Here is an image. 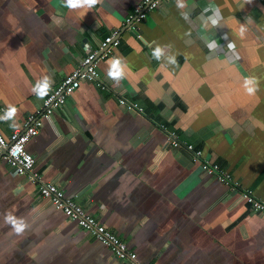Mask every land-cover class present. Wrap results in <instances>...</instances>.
Here are the masks:
<instances>
[{
  "label": "crops",
  "instance_id": "0c3cea01",
  "mask_svg": "<svg viewBox=\"0 0 264 264\" xmlns=\"http://www.w3.org/2000/svg\"><path fill=\"white\" fill-rule=\"evenodd\" d=\"M142 1L0 0V130H24L84 46L119 30L98 66L106 88L81 84L27 145L35 173L139 264H264V214L167 140L174 132L264 200V0H164L136 25L139 41L126 20ZM39 186L0 161V264H130Z\"/></svg>",
  "mask_w": 264,
  "mask_h": 264
},
{
  "label": "built area",
  "instance_id": "2783aa9c",
  "mask_svg": "<svg viewBox=\"0 0 264 264\" xmlns=\"http://www.w3.org/2000/svg\"><path fill=\"white\" fill-rule=\"evenodd\" d=\"M163 1L143 0L127 18L126 24L131 25L130 29L137 30L136 25L144 21L150 12L158 9ZM120 36L119 30L112 31L107 34L101 46L96 50L85 45L83 48L85 55L80 66L50 92L44 99L41 107L29 117L24 130L15 131L9 137L4 136L0 130V161L12 165L18 175L29 176L31 180L39 182V194L42 198L49 200L56 210L63 212L65 216L76 222L84 231L107 246L119 261L139 264L137 255L129 250L127 244L116 233L100 224L79 202L67 197L57 184L41 181L39 175L35 173V157L27 150L29 142L38 136L43 127V121L50 118L59 110L79 89L81 84L93 82L101 89L106 88L98 70L99 62L108 58L114 49L120 45ZM120 104L128 105L140 113L144 112V109L136 103H132L124 98L120 100ZM163 129L166 130L164 127ZM167 140L173 148L184 146L189 152L192 162L198 164L206 176L232 186L234 189H239L242 198L252 212L264 214V200L257 198L252 190L241 186L219 164L207 160L201 149L193 144L182 142L174 132H168Z\"/></svg>",
  "mask_w": 264,
  "mask_h": 264
},
{
  "label": "water",
  "instance_id": "95a60500",
  "mask_svg": "<svg viewBox=\"0 0 264 264\" xmlns=\"http://www.w3.org/2000/svg\"><path fill=\"white\" fill-rule=\"evenodd\" d=\"M130 26H131V25H128L127 28H126V30H129V29H130ZM131 35L134 36V37H136V38L139 37V41H140V40H141V41H145L143 38H141V36H140L138 30H132V31H131ZM106 36H107V35H105L104 38H105ZM120 37H121V36H120Z\"/></svg>",
  "mask_w": 264,
  "mask_h": 264
},
{
  "label": "clouds",
  "instance_id": "9594fccd",
  "mask_svg": "<svg viewBox=\"0 0 264 264\" xmlns=\"http://www.w3.org/2000/svg\"><path fill=\"white\" fill-rule=\"evenodd\" d=\"M214 22H215V21H213V23H214ZM156 51L158 52V51H159V49H157Z\"/></svg>",
  "mask_w": 264,
  "mask_h": 264
}]
</instances>
